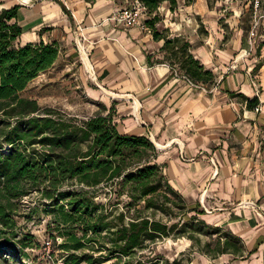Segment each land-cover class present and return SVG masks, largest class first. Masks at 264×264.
Returning a JSON list of instances; mask_svg holds the SVG:
<instances>
[{
	"label": "crops",
	"instance_id": "1",
	"mask_svg": "<svg viewBox=\"0 0 264 264\" xmlns=\"http://www.w3.org/2000/svg\"><path fill=\"white\" fill-rule=\"evenodd\" d=\"M131 1L0 0V12L19 7L18 46L56 41L75 47L93 74L89 94L103 115L114 109L121 134L154 143L171 187L200 205L208 225L241 240L240 264H264V39L251 44L230 25L226 32L202 0H183L175 12L163 5L157 27L186 40L216 76L214 86L193 87L176 76L182 75L177 65L156 63L164 58V41H155L151 29L115 22ZM230 93L257 97L261 112Z\"/></svg>",
	"mask_w": 264,
	"mask_h": 264
},
{
	"label": "trees",
	"instance_id": "2",
	"mask_svg": "<svg viewBox=\"0 0 264 264\" xmlns=\"http://www.w3.org/2000/svg\"><path fill=\"white\" fill-rule=\"evenodd\" d=\"M259 1L261 6L263 1ZM142 2L153 15L145 24L152 30L154 40L164 41L161 50L165 59L156 63L165 61L172 68L177 65L193 83L214 86L216 76L194 57L190 44L157 28L162 21L158 9L167 4L175 12L180 0ZM195 2L185 0L187 5ZM18 12V6L0 12V235L17 238L13 229L19 204L31 191H39L50 202L53 230L64 239L55 245L65 253L66 264H135L137 254L160 239L176 235L194 239L193 233L202 234L204 230L208 236L219 233L220 227L201 219L205 212L199 204L187 208L186 200L171 187L164 167L157 162L159 152L153 142L143 135L119 132L114 109L108 115L99 113L78 121L50 111L41 115L35 100L20 97L32 81L56 64L61 49L56 41L18 46L23 33L16 22ZM151 59L150 65L154 63ZM230 95L239 98L248 110L260 104L257 97ZM109 184L117 187L115 193L119 196L130 198L128 207L144 202V209L173 218L181 216L173 208L186 209L187 220L168 225L142 216L125 223L123 213L110 219V213L103 212L104 206L94 201L96 192L90 191ZM70 186L80 189H65ZM170 194L177 199L173 200ZM104 231L107 242L99 241L97 247ZM229 236L233 241H216V252L244 260L246 250L241 240ZM52 238L55 240L56 236ZM27 241L26 237L19 239L22 248L31 246ZM206 248H211L210 243ZM164 264L182 263L174 259Z\"/></svg>",
	"mask_w": 264,
	"mask_h": 264
},
{
	"label": "rangeland",
	"instance_id": "3",
	"mask_svg": "<svg viewBox=\"0 0 264 264\" xmlns=\"http://www.w3.org/2000/svg\"><path fill=\"white\" fill-rule=\"evenodd\" d=\"M202 1L213 12L214 17H221L220 25L226 32H230V25L233 29L241 28L243 35L250 38L251 28L255 22L259 23V34L264 31V0L257 9L254 7L255 0ZM180 3L184 4L183 0H180ZM157 28L166 30V35L170 34L168 28L163 26ZM231 32L234 31L231 30ZM60 49L61 53L56 64L32 81L27 89L20 93V97L35 100L41 107V115L50 111L53 115H62L66 119L76 118L78 121H84L93 117V113L95 115L104 114V107L97 105V100L89 94V88L94 86L90 77L93 74L89 72L80 53L75 51V47L70 44H62ZM165 56L164 53L163 59ZM89 68L91 69V66ZM65 189L78 190L80 186H70ZM116 189L114 184H109L90 190L96 192L94 201L104 206L103 212L110 213V219L123 213L125 223L142 216L162 221L168 225L177 222L183 224L187 220L186 209L180 211L173 208L175 214L181 215L173 218L144 209V202L135 207H128L130 198L126 195L119 196L115 193ZM170 197L173 200L177 199L171 194ZM191 205V202L186 201L187 208ZM50 211L49 200L45 199L39 191H31L23 197L19 204L18 216L15 218L17 225L13 229L17 238H14L12 234L0 235V264H66L64 260L66 255L57 246L63 243L64 239L57 236L53 230L51 222L54 217ZM206 233V230L202 234L193 233L194 239L177 235L160 239L150 249L138 253L134 262L135 264L138 262L164 264L166 260L171 263L174 259H178L182 264H240V260H235L233 255H218L216 252L218 239H221V242L226 239L233 241L225 228L220 227L219 233L213 236H208ZM53 236H56L55 240ZM23 237L28 238L27 242L31 246L22 248L19 239ZM107 237L104 231L96 246L99 247V241L107 242ZM207 243H210L211 248H206ZM98 254L96 253V256ZM112 263L114 261L105 264Z\"/></svg>",
	"mask_w": 264,
	"mask_h": 264
},
{
	"label": "built area",
	"instance_id": "4",
	"mask_svg": "<svg viewBox=\"0 0 264 264\" xmlns=\"http://www.w3.org/2000/svg\"><path fill=\"white\" fill-rule=\"evenodd\" d=\"M260 6V1L259 0H255V8L257 9ZM164 8L161 6L158 9V12L161 14V12H163ZM153 15H150L147 10L146 7L144 6L142 0H132L131 2H129V4L123 8H121L114 16V20L115 22L119 23L120 25L124 26L127 29H132L135 27H138L142 30H150V28L145 24V21L149 18H151ZM145 20V21H144ZM258 26L259 23L255 22L252 25L251 28V33H250V40H251V44H255L256 40L259 36H261V38L264 39V34H259L258 31ZM177 77H180L184 80H186L189 85L193 86V87H198L200 88L201 86L193 83L190 79H188L186 76L184 75H177ZM255 112H261V107L260 104L254 109ZM51 244V243H48Z\"/></svg>",
	"mask_w": 264,
	"mask_h": 264
},
{
	"label": "water",
	"instance_id": "5",
	"mask_svg": "<svg viewBox=\"0 0 264 264\" xmlns=\"http://www.w3.org/2000/svg\"><path fill=\"white\" fill-rule=\"evenodd\" d=\"M154 144V143H153Z\"/></svg>",
	"mask_w": 264,
	"mask_h": 264
}]
</instances>
